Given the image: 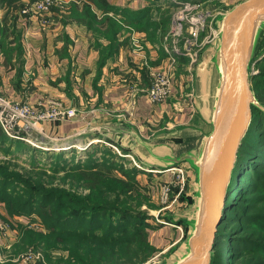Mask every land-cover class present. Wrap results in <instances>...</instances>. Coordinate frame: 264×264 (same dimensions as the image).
Segmentation results:
<instances>
[{
  "label": "trees",
  "instance_id": "trees-1",
  "mask_svg": "<svg viewBox=\"0 0 264 264\" xmlns=\"http://www.w3.org/2000/svg\"><path fill=\"white\" fill-rule=\"evenodd\" d=\"M154 4L151 2L149 7L138 12L125 9L122 11L124 19L130 23L129 26L144 29L146 22L152 19ZM89 14L88 27L95 32L93 22L96 17L91 12ZM104 20L108 22L105 37L111 44L101 53V67L109 58L114 57L115 38L123 30V26L114 23L110 17ZM261 55L264 56V35L259 42L254 63ZM251 80L253 91L264 106V57L259 74ZM0 134V143L9 145L5 148V154L12 157L9 164L13 163L12 159L18 164L23 154L31 160L30 169L25 168L27 172L24 174L10 171L7 163L0 166V203L5 204L10 216L39 214L49 232L47 235L26 232L24 238L35 245L44 244L47 249L55 247L51 246L55 241L60 243H56V246L67 251L70 264H111L123 258L132 260L127 248L136 242L151 251L148 238L145 237L151 228L147 223V213L126 207V201L131 198L130 182H134L137 175L144 172L145 166L142 163L138 165L140 168H126L124 158L113 155L111 149L93 145L84 154L79 153L78 158L68 160L64 153H55L41 165L42 161L36 156L42 152L39 148L26 145L22 140H11L1 129ZM13 146L15 150L11 149ZM123 152L124 155L136 157L129 149ZM261 160L264 161V113L254 108V120L240 151L227 213L217 237L212 264H235L239 255L251 256L240 264H264V164L258 165ZM102 167L108 173L101 171ZM116 170L121 172L123 179L114 175V172H118ZM248 171H252L251 183L246 188L244 179ZM62 173L64 176L58 179ZM80 189L89 192L85 194ZM247 189L248 195L253 198L246 201L247 205L237 204ZM230 226L235 227L230 229ZM184 227L187 234V226ZM222 243L225 246L221 253L217 249ZM230 246L231 259L227 260V248Z\"/></svg>",
  "mask_w": 264,
  "mask_h": 264
},
{
  "label": "rangeland",
  "instance_id": "rangeland-1",
  "mask_svg": "<svg viewBox=\"0 0 264 264\" xmlns=\"http://www.w3.org/2000/svg\"><path fill=\"white\" fill-rule=\"evenodd\" d=\"M35 1L36 0H0V14L1 11L4 12V15L0 17V29H2L0 32L2 34L0 37V57H2L3 63L8 71H15L11 83L23 96V100H13L6 97V95H0V107L6 102H13L17 105H32L28 100L33 93L32 88H25L22 91L21 86L25 73L22 65V62L25 61V55L22 44L20 20L31 21L35 19L33 16L23 14L25 8ZM74 1L76 2L77 0ZM164 1L173 6H168L167 9L164 10L155 9L152 14V19L146 22L144 29L129 26L130 23L126 22V32H145L147 35L145 42L161 45L162 49L171 56L170 65L167 67L162 65H150L147 63V65H144L146 69L145 72L147 73L146 76H148V85L146 87L149 86L146 96H148L153 87V73L155 71L166 72L172 79L175 90L176 85L180 84L181 95L179 99L182 100L181 102L186 103L189 108L191 107L190 109L194 111L198 108V95L196 75L195 73L193 75V72L197 71L199 66L203 64L201 57H203L205 49L209 47L211 42L212 44L213 42L217 44V24L219 18L244 0H202L201 6L194 10H185L181 7V4H192L193 2L198 3L200 0ZM56 2L57 7L53 8L51 17L52 15L62 17H71L74 15L81 21H85L88 26L90 20L88 7L84 6L80 14H76V10L73 8L72 4L73 1L56 0ZM46 18L48 17L43 16V18L39 17L38 19L42 26L46 24L44 27L51 25L52 23L51 18ZM101 24L105 25L103 21ZM100 36L104 37V33H100ZM136 48L142 50L144 49V46L138 41ZM103 50L104 49H101L100 53H102ZM263 57L264 56L259 57L253 64L252 77L259 74ZM177 58L181 59L179 61L180 63L177 62ZM180 77L182 80L179 79ZM171 98L172 97H170L166 103H170ZM49 102H54L58 105L61 104L62 108L65 111H68V113L75 111L73 119L79 116V111L76 108L67 105L56 98L45 97L37 103H43L44 108H48L49 105H47V103ZM182 105L183 103L177 104L178 107L175 108V110H177L176 112H179V110L182 109ZM198 116L201 118V113H199ZM198 116L196 117V121H199L200 119ZM68 120L70 119L59 120L53 123L43 122L36 130L26 131L22 129L19 133V139L7 135L3 131L1 124L0 129L3 134L11 140L21 141L24 138V140H22L23 143L32 147L35 146L34 148L36 149L39 148L42 152L37 153L36 156L42 161L41 165H44V162L48 161L49 156H52L55 153H64L63 155L65 156V159L70 160L72 157L76 158L79 153H81V155L84 154V151L88 149L86 147L81 150L79 148L74 149L73 147L65 151L61 150V148L51 151V147L48 148L43 144L45 141L42 140L45 136H48L47 138H51L55 141L58 140L57 135H53V130L50 131L51 135H47L46 132L43 133L41 131L43 130L44 125L47 124L57 127L59 123ZM103 127L99 126V129L95 130L96 133H103L106 130H110L113 128V125H107V129H103ZM17 129H19V127ZM125 129L126 131L131 130L129 127H125ZM183 129L184 128L181 127H174V132ZM210 129L211 127L209 128V126H206L205 128L207 132H210ZM119 136L121 137L108 139L106 140L107 142L103 144L95 143L93 145L111 149L113 155H118L121 158H124L126 168L138 167V165L141 164L140 160L133 155H124L123 152V150H131L134 147L131 137H128V134L127 137H124L123 135ZM80 139L83 140L84 137H81ZM25 140H30L34 145ZM8 146V143H0V162L2 163L0 166L7 163L10 166V171L24 174L27 172L25 171V168L30 169V158L26 154H23L19 158V162H17L18 164L14 162V159H12L13 163L9 164L8 161H10L12 157L5 154V148ZM14 148V146L13 148L11 147L12 150H15ZM261 159H263V157H261ZM258 163V165L261 166L264 164V161L261 160V162ZM183 169H186V171H184L182 175L180 174L181 176H179L178 173L176 174L175 171H165L160 174L143 170L144 172L139 173L134 182H130L132 183L129 185V189H132L129 190L131 198L126 201V207L147 213L149 217L147 223L151 225V228L148 230V234H146L145 237L148 238L147 243L151 247V251L146 250L145 247L142 248V246L136 242L127 248L129 250L128 253H130L133 258L132 260L123 258L112 262L111 264H166V262L172 257L177 256L176 253L180 250L183 240H185V223H187V220L192 217L195 205V171L188 170L186 166L183 167ZM100 170L108 173V170L103 167L100 168ZM251 172L252 171H248L245 173L244 186L246 188H249L251 183ZM114 173V175L123 179L121 172L118 171ZM62 176H64L63 173L59 175L58 179ZM59 182L60 181H56V183ZM80 192L86 194L89 190L80 189ZM248 193L249 189L240 196L237 204L247 205V202L253 198V196H249ZM178 222H181L182 224L179 225ZM232 227L235 226H230V229ZM26 232H34L36 235H40V233L47 235L49 233L45 225L42 223L39 214L31 213L25 214L24 216H10L5 208V204L0 203V264H70L67 251L63 250L64 248L62 247L56 246V243H60L55 241V243H51V246L53 245L57 248L52 247L51 249H47L44 244L35 245L31 243L28 238H24V233ZM247 233H242L241 235ZM224 246V243L220 244L217 251L222 253ZM231 252L232 248L230 246L227 248V260L231 259ZM250 257L251 256L248 255H239L235 264L246 262L245 260L250 259Z\"/></svg>",
  "mask_w": 264,
  "mask_h": 264
},
{
  "label": "crops",
  "instance_id": "crops-1",
  "mask_svg": "<svg viewBox=\"0 0 264 264\" xmlns=\"http://www.w3.org/2000/svg\"><path fill=\"white\" fill-rule=\"evenodd\" d=\"M71 1L76 14H80L86 6L95 15V32L85 21L74 15H52V23L46 27L42 26L37 18L31 21L20 20L25 55L22 91L32 88L33 93L28 98L32 104L45 97H51L79 111L77 118L59 123L57 127L44 125L41 131L51 135L50 131L53 130V135H57L58 140L44 135L43 144L52 149L61 148L63 151L73 147L82 150L95 143L103 144L108 139L121 137L119 135L127 137L128 131L125 127H129L149 143L170 146L171 141L182 143L180 146H174L179 149V153L197 148L200 139L212 129L203 87L204 78L209 77H205L204 73H210L208 68L211 66L218 42H211L204 54L202 53L201 60L208 64L207 69L193 72L197 84V110L192 111L191 107L179 99L180 84L176 85L170 103L156 105L146 96L149 86L146 87L148 76L144 65L167 67L170 65L171 56L161 45L145 42V32L127 33L122 22L126 23L122 11H142L149 7L151 2L155 3L154 9L164 10L172 5L164 0ZM3 15L4 12L1 11L0 17ZM107 16L113 19L114 23L122 25L123 30L115 38L114 57L109 58L101 67L100 50H107L111 44L105 37L108 22L104 19ZM102 21L105 25L101 24ZM100 33H104V37L100 36ZM138 41L144 49L136 48ZM180 60L177 58L178 63ZM14 75L15 71H8L0 57V95H6L13 100H23L22 94L11 83ZM179 79L182 80L181 77ZM178 103L183 105L182 109L176 112ZM197 116L199 121H196ZM109 124L113 125L112 129L96 133L95 130L99 129V126H105L103 129H107ZM206 126L211 127L210 132L205 130ZM174 127L184 129L174 132ZM81 137L84 139L81 140ZM144 166L145 169L141 168L153 173L162 174L169 171Z\"/></svg>",
  "mask_w": 264,
  "mask_h": 264
},
{
  "label": "water",
  "instance_id": "water-1",
  "mask_svg": "<svg viewBox=\"0 0 264 264\" xmlns=\"http://www.w3.org/2000/svg\"><path fill=\"white\" fill-rule=\"evenodd\" d=\"M218 47L208 68L203 91L207 97L211 132L197 148L179 153L180 142L153 144L134 130L132 153L143 165L195 171V205L177 256L166 264H212L217 237L227 213L240 151L254 120V108L264 113L252 88V66L264 35V0H244L222 15L217 24ZM208 80V81H207ZM139 167V166H138ZM140 168V167H139Z\"/></svg>",
  "mask_w": 264,
  "mask_h": 264
},
{
  "label": "built area",
  "instance_id": "built-area-1",
  "mask_svg": "<svg viewBox=\"0 0 264 264\" xmlns=\"http://www.w3.org/2000/svg\"><path fill=\"white\" fill-rule=\"evenodd\" d=\"M202 3H183L181 7L185 10H194L201 6ZM57 7L56 0H36L30 6L25 8L23 14L46 19L51 18L53 8ZM44 24L43 26H45ZM153 87L148 94L151 103L156 105L166 104L167 100L173 96V81L168 73L155 71L152 75ZM43 103L17 105L13 102H6L0 107V124L3 131L12 138L19 139V133L23 130H36L43 122H56L59 120L73 119L75 111H65L61 104L49 102L48 108H44ZM67 112V113H65ZM22 125V127H21ZM19 127V129H17ZM24 140V138L22 139ZM26 142L34 145L30 140ZM186 171L183 167H178L175 173L179 176ZM181 174V175H180ZM188 174V173H187Z\"/></svg>",
  "mask_w": 264,
  "mask_h": 264
},
{
  "label": "bare ground",
  "instance_id": "bare-ground-1",
  "mask_svg": "<svg viewBox=\"0 0 264 264\" xmlns=\"http://www.w3.org/2000/svg\"><path fill=\"white\" fill-rule=\"evenodd\" d=\"M197 3V2H196ZM198 3H202L201 1H198ZM86 148V147H85ZM88 148V147H87ZM44 149V148H43ZM47 149V148H46ZM54 149H57L58 150V148H51L50 150L52 151V150H54ZM75 149V148H74ZM65 151V150H64ZM167 170H169L170 172H173V171H176L177 170V168L176 167H173V168H169V169H167Z\"/></svg>",
  "mask_w": 264,
  "mask_h": 264
}]
</instances>
